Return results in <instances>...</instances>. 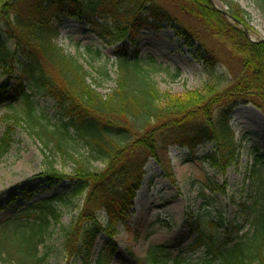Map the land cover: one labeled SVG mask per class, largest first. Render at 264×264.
Returning a JSON list of instances; mask_svg holds the SVG:
<instances>
[{
    "label": "trees",
    "instance_id": "16d2710c",
    "mask_svg": "<svg viewBox=\"0 0 264 264\" xmlns=\"http://www.w3.org/2000/svg\"><path fill=\"white\" fill-rule=\"evenodd\" d=\"M222 4L229 17L249 30L237 4L229 0ZM60 17L82 20L100 40L121 44L116 51L115 88L108 95H100L83 65L53 43L54 21ZM166 27L185 46L196 47L213 82L180 101L158 92L152 70L146 69L149 60L138 55L129 60L125 51L127 40L133 43L144 31ZM218 66L225 72L217 74ZM0 69L16 82L13 91L8 83L4 85L8 90L0 106L22 99L29 108L27 120L32 121L30 95L47 97L55 104L60 120L65 121L54 128L55 135L34 123L54 140L60 153L77 164L74 175L67 177L75 186L69 197L86 193L78 218L65 227L53 205L61 199L32 202L35 195L24 191L27 208L0 224V263L44 264L48 256L40 255L39 248L56 226L67 259L77 264H109L116 225L132 207L149 160L172 180L168 154L176 147L188 151L186 163L224 174L246 138L235 139L230 125L233 110L252 106L264 115V43L249 42L208 0H0ZM12 132L8 128V134L0 138V160L11 148ZM69 140L83 147L85 161L76 163L68 152ZM204 145L213 152L197 155ZM92 163H100L104 170H93ZM263 166L264 155L255 153L253 174ZM46 171L51 188L65 180L52 165ZM200 184L210 193L218 189L212 179ZM200 191L203 196L205 191ZM235 205L246 213V232L244 224L218 223L208 212L186 219L195 237L189 251L200 249L202 256L191 261L177 255L163 264H264V178L258 177L246 199ZM100 235L109 242L95 256ZM165 251L162 246L152 248L144 262H162L167 259L162 256Z\"/></svg>",
    "mask_w": 264,
    "mask_h": 264
},
{
    "label": "rangeland",
    "instance_id": "374dc122",
    "mask_svg": "<svg viewBox=\"0 0 264 264\" xmlns=\"http://www.w3.org/2000/svg\"><path fill=\"white\" fill-rule=\"evenodd\" d=\"M208 1L219 13H227L222 0ZM229 1L237 4L244 14L249 30L240 23L239 27L224 15L230 25L241 29L243 33L244 29L247 30V36L244 35L249 42L264 43V0ZM54 28L57 33L53 43L64 54L75 57L83 65L92 75L94 80L91 84L100 95H108L115 88L118 68L116 51L121 44L100 40L82 20L60 17L54 21ZM9 46L12 47L11 43ZM125 46L129 60L138 55L153 64L146 66V69L152 70L158 92L172 99L183 100L190 93L203 92L213 83L206 66L198 59L196 47L185 46L170 27L159 32L144 31L133 43L127 40ZM15 69L18 72L19 63L15 64ZM216 69L217 74L225 72L220 66ZM104 72L107 76H103ZM6 83L11 91L16 89L15 79L8 80L0 69V98L8 90L4 87ZM26 93L32 94L30 91ZM30 96L32 121L27 120L29 108L22 99L0 106V138L8 134V128L13 131L11 148L0 160V224L27 208L29 200L23 195L27 191L35 195L32 202L61 199V202L57 200L53 205L60 215V224L68 227L81 213L86 193L69 197L75 186L67 177L74 175L77 164L60 153L54 140L46 133L42 134L40 125L34 123L37 121L46 126L48 133L55 135L52 132L54 128L65 121L60 120L56 106L49 98ZM230 125L237 141H241L243 136L246 138L242 141L238 158L224 174L206 166L186 163L188 151L176 147L169 149L168 154L172 180L153 160L147 162L132 207L122 223L116 225L117 236L112 241L114 253L110 256L109 264H147L144 260L148 252L158 246L166 249L162 256L167 258L158 264L177 255L185 260H198L202 256L201 250L189 251L195 237L186 219L193 220L205 212L211 213L218 223L235 221L245 225V232L249 229L245 221L246 213L240 211L235 203L246 199L249 187L254 181L256 183L258 177L264 178V166L260 173L256 170L257 175L252 172L253 155H264V115L252 106H239L231 114ZM69 142L71 148L68 152L74 155L76 163L85 161L83 147L71 140ZM211 152L212 147L204 145L197 155ZM50 165L65 179L53 188L48 186L44 177ZM91 167L97 171L104 170L100 163H92ZM206 179H212L218 189H213L212 193L205 189L200 183L206 182ZM200 189L205 191L203 196ZM51 231L44 245L39 248L40 255L48 256L44 264H77L76 260L65 256L56 226ZM108 242L105 235L99 236L95 256ZM0 264L13 263L5 261Z\"/></svg>",
    "mask_w": 264,
    "mask_h": 264
},
{
    "label": "water",
    "instance_id": "95a60500",
    "mask_svg": "<svg viewBox=\"0 0 264 264\" xmlns=\"http://www.w3.org/2000/svg\"><path fill=\"white\" fill-rule=\"evenodd\" d=\"M224 15H225L228 19H230L231 21H233L235 24H237V25L240 26V24H239L237 21H235V20L229 18L228 15H227V13H224ZM243 31H244L245 35L247 36V30L244 29ZM261 42H263V41H261Z\"/></svg>",
    "mask_w": 264,
    "mask_h": 264
}]
</instances>
